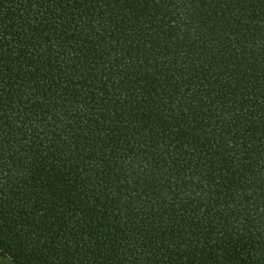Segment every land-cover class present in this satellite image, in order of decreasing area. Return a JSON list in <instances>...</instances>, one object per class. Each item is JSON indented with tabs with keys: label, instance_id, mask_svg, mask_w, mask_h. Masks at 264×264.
Listing matches in <instances>:
<instances>
[{
	"label": "trees",
	"instance_id": "obj_1",
	"mask_svg": "<svg viewBox=\"0 0 264 264\" xmlns=\"http://www.w3.org/2000/svg\"><path fill=\"white\" fill-rule=\"evenodd\" d=\"M0 255L264 264V0H0Z\"/></svg>",
	"mask_w": 264,
	"mask_h": 264
},
{
	"label": "rangeland",
	"instance_id": "obj_2",
	"mask_svg": "<svg viewBox=\"0 0 264 264\" xmlns=\"http://www.w3.org/2000/svg\"><path fill=\"white\" fill-rule=\"evenodd\" d=\"M0 264H12L8 259L0 255Z\"/></svg>",
	"mask_w": 264,
	"mask_h": 264
}]
</instances>
